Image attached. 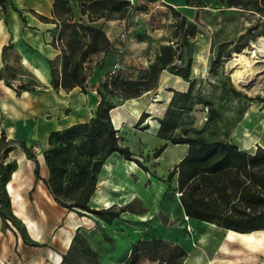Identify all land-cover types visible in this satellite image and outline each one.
I'll return each instance as SVG.
<instances>
[{
    "label": "rangeland",
    "instance_id": "rangeland-1",
    "mask_svg": "<svg viewBox=\"0 0 264 264\" xmlns=\"http://www.w3.org/2000/svg\"><path fill=\"white\" fill-rule=\"evenodd\" d=\"M129 1L131 6L137 2V5L132 6V11L116 14L120 19L124 18L125 38L120 40L119 32L116 37L114 34L110 37L107 35L110 45L89 51L86 63L95 60L96 65L104 67L105 62L99 64L96 58L111 52L114 42L126 48L131 38H139L152 43V48L156 40L163 38L160 50L163 46H171L173 61L175 58L182 60L179 64L173 63V71H181L190 60L189 78L194 79L189 101L183 105L181 96L177 95L171 103L170 113L176 118L177 124L174 135L184 136L187 132L185 136L206 140L232 139L242 145L250 140L251 148L258 145V141L262 142L264 61L253 63V67L257 68L254 71V92H246L232 82L230 73L233 68L230 62L237 57L236 53L243 50L250 57L252 44L259 36H264V0H236L234 8L226 4L217 9L185 8L183 13L161 0ZM58 10L61 18L55 27L53 41L59 47L68 48L67 42L74 36V24L81 21L72 18L71 13L65 11L66 6L61 5ZM91 10L92 7L88 11ZM193 26L195 30L191 35ZM76 30L79 34L83 33L79 28ZM139 48L138 45L133 47ZM2 58L0 133L4 131L6 134L4 124L9 115L13 116L15 112L34 127L40 125L37 127L38 133H33V138L15 139H25L27 146L35 144L36 157L39 156L44 164L43 153L48 147L45 132L83 121L95 111L89 108L88 112L80 113L78 107L69 105L72 94L61 88L56 90L48 80L47 83L39 80L30 71L28 62H20V56L12 45L6 46ZM115 63L118 65L114 69ZM120 67L118 61L106 62L104 76L102 74L96 79L97 89H103V83L117 74L121 75L117 72ZM193 67L194 70L198 69L199 73L193 71L196 75L192 74ZM213 67L215 70L212 71ZM144 74L138 73L136 78ZM176 75L167 69L160 71L150 84L152 88L139 95H149L148 102H144L139 114L131 109L132 97L110 110L111 122L118 129L119 142L128 145L133 156L144 166L136 161L130 163L131 160L124 159L118 153L110 155L105 161L106 165L102 164L96 184V187L99 186L95 188V193L93 191L89 204L96 209H120L119 217L111 220L103 219L96 213L79 214L73 210L70 211V216H73L70 219L67 216L68 209L53 199L45 184L41 180L34 182V161L26 156L20 141L10 140L8 138L11 137L7 135L5 139H0V160L3 162L0 177L3 174L9 176L7 182H0V210L7 217L8 226L2 225L0 217V264H32L31 261L36 257L40 261L35 264H59L62 259H59V254L63 255L69 247L63 246L61 238L64 235L66 246L71 236L66 229L70 220L80 223L79 232L88 240L91 248V251H81V247L77 246L74 255L81 264H94L95 260L100 264H122L123 261L129 264L131 247L135 244L141 252L135 264H155L159 257L173 252L175 244L185 249L186 256L182 264H264V243L260 244L264 233L252 236L237 233L236 239L248 243L232 239L228 241V232L224 228L210 226L207 222L204 225L181 211L177 174L172 178L168 175L181 160L182 154L186 153L187 145H172V142L157 135L159 119L165 114L173 90L185 91L188 87V81L180 75L181 79L177 80ZM123 76L128 77L127 74ZM20 84H25L30 90L22 89ZM7 86L12 88L8 92L14 95L10 99L14 103L12 113L9 107L6 108V103H11L5 95ZM75 87L73 90L81 89ZM33 90L40 91V94L35 97L31 92ZM105 95L110 97L107 91ZM156 95L161 96L160 101H152ZM205 105L210 107V117L206 121L202 117ZM177 112H180L178 116ZM248 126L252 128L250 131ZM163 144L165 147L162 149ZM9 166L15 168L10 171ZM104 177L108 179H102ZM72 228H75V223H72ZM193 229L197 231L196 234ZM76 230L72 231V237ZM200 232L203 236L194 239ZM13 233L20 236L19 243H14Z\"/></svg>",
    "mask_w": 264,
    "mask_h": 264
},
{
    "label": "trees",
    "instance_id": "trees-1",
    "mask_svg": "<svg viewBox=\"0 0 264 264\" xmlns=\"http://www.w3.org/2000/svg\"><path fill=\"white\" fill-rule=\"evenodd\" d=\"M229 2L237 3L236 0ZM185 3L198 6L203 4V0H185ZM79 4L81 12L87 13L90 21L99 17L111 18L114 14L123 13L131 7L129 0H79ZM61 5L66 6L65 11L71 13L68 0H54V8L59 9ZM90 7L93 10L89 12ZM70 16L73 18L72 13ZM75 27L81 29L83 33L79 34ZM194 30L193 26L190 30L191 35L194 34ZM73 32L74 36L67 42L68 48L59 47L52 42L61 51L62 63L58 69L52 60L47 59L51 70L50 84L56 90L61 88L68 91L79 86L86 92L84 62L87 54L89 51L100 50L103 46L107 48L110 45V38L102 28L83 22H76ZM174 67L171 46H163L150 65L149 71L139 78L117 74L109 81L106 79L107 82L101 85L104 91L98 88L100 99L92 116L87 120L49 132L48 147L43 153L48 167V177H43L40 173V163L33 147L35 144L27 146L25 139H8L20 141L26 156L34 161V182L41 180L53 199L61 206L79 214L96 213L106 220L119 217L120 209H109L110 207L96 209L89 204L93 191L97 189L102 164L110 155L118 153L124 159L136 161L144 166L133 156L128 145L119 142L118 129L111 122L110 110L125 99L139 96L151 89L152 80H156L162 69H167L188 81L185 91L173 90L165 114L159 119L157 130L159 137L169 140L172 144L187 145L186 153L168 175L172 178L175 173L177 174L179 200L184 214L238 232L250 233L253 230L264 229V147L257 145L253 151H247L227 139L206 140L196 136H185L187 132L184 136H175L177 124L176 118L170 113L171 103L177 95L181 96L183 105L189 101L194 79L189 78L190 60L181 71L174 72ZM20 87L30 90L25 84H20ZM106 91L110 94L109 98L105 95ZM116 100L119 102L116 103ZM262 103L264 104V98ZM179 114L180 112H177V116ZM5 138V132L1 131L0 139ZM2 167L3 162L0 160V169ZM14 168L9 166L8 170L12 171ZM1 180L7 182L8 174H3L0 182ZM0 217L2 225L8 227L7 217L1 210ZM77 246L81 247V251H91L89 242L80 234L79 227L70 241L67 252L61 255L62 263L81 264L74 255ZM173 249V252L159 257L155 264H182L186 256L184 247L175 244ZM130 256L129 264H135L141 257L137 244L131 247ZM94 264L100 263L95 260Z\"/></svg>",
    "mask_w": 264,
    "mask_h": 264
},
{
    "label": "crops",
    "instance_id": "crops-1",
    "mask_svg": "<svg viewBox=\"0 0 264 264\" xmlns=\"http://www.w3.org/2000/svg\"><path fill=\"white\" fill-rule=\"evenodd\" d=\"M69 6L71 9V13L73 15V18L77 19L78 21H81L86 24H91L96 27H100L104 30V32L109 35H117V32L121 30L120 22L124 20V18L120 19L117 17L116 14H114L113 18H105V17H99L92 21L89 20L87 13H82L79 0H68ZM164 3H167V5H171L174 7L177 11L183 13L185 8L189 9H217L220 7H224L231 5L229 8H234L233 4L229 2V0H203L202 5H187L185 3V0H161ZM132 2V0H131ZM155 2V1H154ZM157 2V1H156ZM133 3V2H132ZM136 3V4H135ZM133 5H137V2H135ZM132 6L127 10V12L132 11ZM186 13V12H184ZM116 15V16H115ZM47 17L48 19L42 18ZM61 18L58 7L54 8V0H0V72L1 68L3 66V54L6 50V46L12 45L14 49L17 50L19 56H20V62L21 63H27L30 71L43 83L50 82V64L48 63L47 59H50L54 61L57 65V68L60 69L61 63H62V56L61 51L59 47H56L52 44L53 40L55 39L56 35V25L59 19ZM138 27V26H136ZM110 37V36H109ZM149 39V38H148ZM156 44L154 47H150L152 43H147V40L139 39V38H131L129 42V47H124L116 42L113 43L112 51L108 54H100L98 55V58L96 60L99 62V64H102L105 62H116L118 61L120 63V68L117 72L121 75L127 74L130 78H136V74L138 73H146L149 71L150 65L154 62L155 57L157 54L160 53V44L164 42L163 38H160L156 40ZM145 43H147V46ZM139 46V49H133L134 46ZM199 45V44H198ZM128 46V44H127ZM148 47L150 49H148ZM148 50V51H147ZM131 51V52H130ZM95 62V60H94ZM94 62L86 63L84 62L85 72H86V81H85V88L86 92L79 90H73L77 87H73L70 90H68L72 95L69 97V105L78 107V111L80 113L88 112L89 108H92L94 111L97 108V104L100 99V94L98 92L97 86H98V80H96L99 76H104L103 68L102 66L96 65ZM31 66V68H30ZM195 67H193L194 70ZM108 71V70H107ZM122 72V73H121ZM109 73V72H108ZM196 75V74H193ZM3 77L0 75V80ZM177 80L181 79L179 75H176ZM39 88V87H37ZM80 88V87H79ZM1 84H0V91L1 90ZM5 95H7V98L11 103H6V108H10V113L14 110H12L14 107H12L13 101L11 97L14 96L12 93L8 91H12V88L9 86L6 87ZM14 92V90H13ZM33 95L36 97V95L40 94V91L33 90L31 91ZM160 101V100H159ZM123 102V101H122ZM121 103H118V105ZM14 113V115H9L8 121L6 124H4V128L6 131V135L15 139V138H24V137H32L33 133H38L37 127H34L33 124L30 121L25 120L23 117L19 116L18 114ZM88 119V118H87ZM85 119V120H87ZM84 121V120H83ZM80 122V121H78ZM72 123H69L70 125ZM66 125V126H68ZM65 126V127H66ZM11 129L13 131L12 134H9L8 129ZM63 128V127H62ZM60 129V128H56ZM252 128L248 126V130L250 131ZM51 131V130H50ZM49 131V132H50ZM49 132H45V139L47 140ZM43 135V134H42ZM41 135V136H42ZM264 137V136H262ZM264 139V138H263ZM229 141L236 143L240 148L247 150V151H253L255 147L251 148V145L249 144V141L246 142V145H242L240 142L236 140L229 139ZM172 144V143H171ZM257 144L261 147H264V140L262 142L258 141ZM177 145V144H172ZM36 148V146H33ZM184 154L179 158V160L183 157ZM37 159L40 163V173L41 170L43 171L41 175L43 177H47L48 174V167L45 163L41 162L39 156H37ZM109 175V173H107ZM102 179H108L107 177H104ZM100 179V180H102ZM100 182V181H99ZM98 182V184H99ZM108 185V184H107ZM99 186V185H98ZM97 186V187H98ZM104 190L105 187L103 188ZM95 192V191H94ZM94 195V193H93ZM93 197V196H92ZM70 211L68 210L67 216L71 219ZM181 211L184 212L183 208L181 207ZM185 213V212H184ZM194 220H199L194 218ZM68 228H66L69 233L71 234L69 241L67 242L66 246L64 244L63 238L64 235L61 238V242L63 246L66 248L69 246L71 237H72V231L75 228H78L80 223L74 222L72 220L69 221ZM202 224L204 222H207L209 224H213L216 226V224L199 220ZM72 223H75V228H72ZM182 224H180L181 226ZM206 225V224H204ZM212 226V225H210ZM220 227V226H219ZM223 228V227H221ZM225 231L231 230L224 228ZM232 232L236 233H227V239L228 241L234 240H240L239 238L236 239L235 236H237V233H249V232H238L231 230ZM262 231L261 233H264L263 230H253L251 232H258ZM233 235V236H232ZM203 236L202 232H200L194 239H199ZM187 238V237H186ZM20 236H16L13 233V241L16 243L20 241ZM241 241V240H240ZM244 243H248L245 241H241ZM264 243V239L260 244ZM61 259V254H59ZM40 261L37 257L34 258V260L31 261V263L35 264L36 262ZM211 261L209 260L208 263Z\"/></svg>",
    "mask_w": 264,
    "mask_h": 264
},
{
    "label": "bare ground",
    "instance_id": "bare-ground-1",
    "mask_svg": "<svg viewBox=\"0 0 264 264\" xmlns=\"http://www.w3.org/2000/svg\"><path fill=\"white\" fill-rule=\"evenodd\" d=\"M252 47H253V50H251V52H250L251 53V56L250 57L246 56L244 54V52L246 50H243L240 53H236L237 57L234 58L230 62L231 66L233 68L232 69V72L230 73L232 82L237 87H239L240 89H242V90H244L246 92H254L255 91L256 84H255V81H254V79H255L254 78V76H255L254 75V71L257 68L256 67H253V63L254 62H257V61H264V36H259L257 38V40L252 44ZM195 71L197 72L198 69H195ZM155 97L156 98H153L152 101L153 100H158V101L161 100V96L160 95H156ZM147 99H149V95H146V96H138V97H132V98H130V102L132 104L131 105L132 111L135 112L136 114H139L142 111V107H144V105H145L144 102H148V101H146ZM133 103H136V104H133ZM113 117H115V116H113ZM113 120L116 122L115 118H113ZM8 132H9V134H12L13 133V131L10 128L8 129ZM129 162L134 164L133 161H129ZM106 164L107 163H105V165ZM21 173H23V172H21ZM10 185H11V183L9 182V186ZM15 195H17V194H15ZM210 225H213V224H210ZM227 232L231 233L232 231L231 230H227ZM261 232L262 231H258L257 233L256 232H254V233L253 232H250V233H238V234L243 235V236L244 235L252 236V235H255V234L256 235L257 234H260ZM193 233L196 234L197 231L195 229H193ZM234 233H236V232H234ZM59 259H58V261H59Z\"/></svg>",
    "mask_w": 264,
    "mask_h": 264
},
{
    "label": "built area",
    "instance_id": "built-area-1",
    "mask_svg": "<svg viewBox=\"0 0 264 264\" xmlns=\"http://www.w3.org/2000/svg\"><path fill=\"white\" fill-rule=\"evenodd\" d=\"M124 23H125L124 20L120 22L121 30L119 31V34H118L120 40H123L126 36L125 31H124L125 30ZM181 61H182L181 58H175L173 63L179 64ZM117 65H118L117 63L114 64V69L117 67ZM209 115H210V107L208 105H205L203 108V116H202L203 120L204 121L208 120Z\"/></svg>",
    "mask_w": 264,
    "mask_h": 264
}]
</instances>
